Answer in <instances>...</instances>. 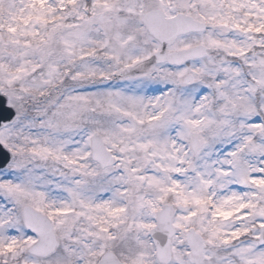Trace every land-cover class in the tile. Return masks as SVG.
<instances>
[{
    "label": "snow or ice",
    "instance_id": "1",
    "mask_svg": "<svg viewBox=\"0 0 264 264\" xmlns=\"http://www.w3.org/2000/svg\"><path fill=\"white\" fill-rule=\"evenodd\" d=\"M0 264H264V0H0Z\"/></svg>",
    "mask_w": 264,
    "mask_h": 264
}]
</instances>
